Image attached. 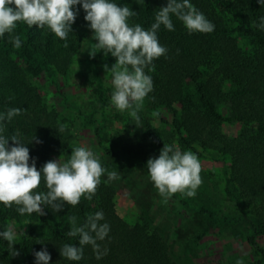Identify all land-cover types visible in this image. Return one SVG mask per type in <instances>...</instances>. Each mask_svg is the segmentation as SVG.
Here are the masks:
<instances>
[{
    "label": "trees",
    "instance_id": "1",
    "mask_svg": "<svg viewBox=\"0 0 264 264\" xmlns=\"http://www.w3.org/2000/svg\"><path fill=\"white\" fill-rule=\"evenodd\" d=\"M128 6L137 15L129 19L130 25L139 23L145 30L155 22V12L166 6L167 0H113ZM211 21L215 28L210 33H189L174 15V31L163 25L157 32L159 43L167 48L166 56L153 61L145 69L152 77L153 90L146 97L153 105L174 109V123L180 133L184 128L192 141L213 143L231 159L226 193L239 211L238 223L245 231V239L264 264V30L257 27L264 16V6L257 0H190ZM79 14L67 40L56 37L46 27H28L18 22L16 33L22 45L9 43L7 35L0 37V112L20 108L22 112L2 125V134L10 137L17 130L35 159L37 169L51 160L53 154L69 150V130L60 122L58 113L48 111L39 88L29 77V71L40 65L53 67L66 74L85 38L89 22L84 20L81 5L75 6ZM239 12L241 20L233 27L223 14ZM247 39L243 48L238 36ZM67 45V46H65ZM110 55V59L115 58ZM40 62V63H39ZM180 104L181 111L174 107ZM227 108V115L219 110ZM241 122L243 128L233 136L222 133L223 122ZM63 126L62 132L57 129ZM154 140L163 142L149 126ZM42 141L30 142L32 136ZM184 139H186L184 137ZM30 142V143H29ZM13 142L9 140V145ZM38 191H47L43 181ZM116 190L101 177V183L92 199L81 198L75 207L65 204L59 212L45 207V215H20L16 206L0 203V231L10 220L29 219L35 223L31 234L13 245L19 256L9 255V245L0 238V264H35L34 252L43 248L51 255L49 264H180L174 257L172 245L147 220L130 225L116 211ZM103 211L110 230L97 241L100 248L83 246V258L71 261L61 256L59 248L65 243L78 245V237H68L69 216L75 215L83 224L88 214ZM42 228L39 231L36 226ZM94 235V234H93ZM43 242V243H38ZM102 258L97 259V253Z\"/></svg>",
    "mask_w": 264,
    "mask_h": 264
},
{
    "label": "clouds",
    "instance_id": "2",
    "mask_svg": "<svg viewBox=\"0 0 264 264\" xmlns=\"http://www.w3.org/2000/svg\"><path fill=\"white\" fill-rule=\"evenodd\" d=\"M257 2L264 6V0ZM77 5L82 6L84 20L89 22L93 33L95 43L93 48L88 49L90 57L94 58L98 51L103 50L105 56L111 54L115 58L111 67L103 65L105 73L110 72L112 76L110 102L120 112L129 111L138 127H141L138 113L153 90L152 77L145 69L151 71L153 61L166 56L168 51L159 43L157 32L160 26L174 31V15L190 34L210 33L215 28L190 0H167L166 6L155 12V22L148 30L139 23L130 25L128 21L137 15L136 11L113 0H0V37L7 35L9 43L16 48L21 47L22 40L16 28L18 22H23L30 28L46 27L56 37L66 41L69 33L73 32L72 25L79 14V9L75 7ZM256 26L264 30V16L260 17V23ZM21 112L20 108L0 112V203L8 208L15 205L20 215H45V207L59 212L65 204L75 207L82 197L91 200L101 183V177L107 172L98 156L85 146H73L66 162L49 160L38 170L35 159L29 163L28 143L22 142L19 130L10 137L2 134L4 122L11 121ZM57 130L62 132L64 128L60 126ZM9 140L13 142L11 145ZM33 140L42 142L34 135L30 142ZM146 168L159 195L165 198L176 193L194 197L203 182L198 155L191 150H181L174 144H163L159 156L147 160ZM107 178L111 181L119 177L112 171L107 172ZM42 181L47 191H38ZM102 220V210L88 214L83 224L77 223L75 215L69 216L70 229L66 235L78 237L79 246L65 243L59 248L61 256L79 261L83 258L85 245H91L97 251L100 248L97 241L103 240L110 230L107 223H100ZM0 238L8 242L10 256L20 255L13 247L16 233L12 225L0 231ZM106 254L107 249L102 254L98 252L97 259ZM34 256L35 264H49L51 260L46 247L35 251ZM236 264H243V260L238 259Z\"/></svg>",
    "mask_w": 264,
    "mask_h": 264
},
{
    "label": "rangeland",
    "instance_id": "3",
    "mask_svg": "<svg viewBox=\"0 0 264 264\" xmlns=\"http://www.w3.org/2000/svg\"><path fill=\"white\" fill-rule=\"evenodd\" d=\"M231 26L241 20L239 12L223 13ZM92 30L88 26L83 43L71 69L62 74L53 67L40 65L29 71V77L42 93L48 111L58 113L60 122L69 130L70 147L63 154H53L51 160L66 162L73 146H85L98 156L107 172H116L118 179L109 181L116 190L117 213L130 225L147 220L170 242L174 257L180 264H262L261 256L253 251L245 239V231L238 223L239 211L227 193V177L231 159L213 143L192 141L187 131L180 133L174 123V109L153 105L145 98L139 111L140 126L129 111L120 112L110 102L113 91L110 72L115 61L103 50L90 57L94 47ZM239 43L248 47L247 39L239 35ZM40 63V62H39ZM174 107L181 111L180 104ZM227 115V108L219 104ZM149 126L164 144H174L181 150L196 153L202 164V184L194 197L176 193L169 198L159 195L150 180L146 162L158 157L161 146L154 140ZM243 128L241 122H223L221 132L230 136ZM184 137L186 139H184ZM16 241L31 234L35 223L29 219L10 220ZM5 226V227H6ZM39 231L43 229L38 225ZM264 245V240H262Z\"/></svg>",
    "mask_w": 264,
    "mask_h": 264
}]
</instances>
